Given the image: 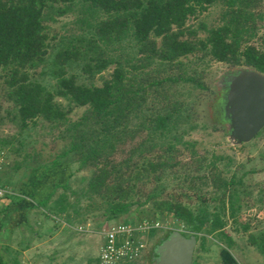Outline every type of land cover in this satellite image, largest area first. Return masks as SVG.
<instances>
[{
  "label": "rangeland",
  "instance_id": "obj_1",
  "mask_svg": "<svg viewBox=\"0 0 264 264\" xmlns=\"http://www.w3.org/2000/svg\"><path fill=\"white\" fill-rule=\"evenodd\" d=\"M253 3L250 11L254 14L255 34L248 38V42L264 49V0ZM78 8L76 6L54 21L44 22L47 61L41 66L26 69L28 79L40 83L48 91L55 89V79L47 73L49 60L58 44L79 33V24L74 22ZM223 8L217 2L212 3L186 18L185 25L193 28L200 23L207 27L217 26L221 23ZM196 35L202 38L205 32L198 28ZM135 52L133 41L125 38L111 46L108 54L128 68L125 61L132 62L134 56H138ZM178 61L180 63L170 65L154 61L139 71L160 77L177 73L195 74L203 87L191 82L165 83L161 87L171 101L184 104L182 113L186 117H182L175 129L163 136L148 134L140 128L133 138L127 135L123 143L117 144L115 153L110 156L113 161H121L128 157L132 146L142 140L144 151L141 156L150 160L166 159L174 165L158 170L157 177L149 172L142 178L130 179L128 183L133 184V190L127 197L130 205L115 219L106 218L107 199L88 189L96 165H81L73 153L59 156L68 142L64 139L66 124L76 120L85 107L54 96L53 101L67 110L64 122L56 124L36 117L25 129H19L16 120H11L16 108L4 97L3 70H0V140L9 139L3 151L0 150V188L14 196V199L0 198V222L5 224L0 240L10 248L9 256L15 254L20 264H96L106 223L131 224V220L144 218L153 224L154 231L148 235L149 230L146 229L147 233L142 234L145 245L140 258L132 261L134 264H157L163 241L174 232L185 237L195 236L191 264L234 263L233 258L234 262L228 259L231 245L225 246L224 236L234 239L237 247L232 252L237 260L253 264L254 259L260 256L262 260L258 264H264V256L257 253L248 239L249 234L256 236L264 230V127L249 141L234 143L228 139V120L224 110V78L244 69V66H230L210 59L202 52L182 56ZM112 68L113 64H110L94 78H86L79 70L80 63H74L66 66V73L75 74L78 83L100 85ZM157 99L160 103L153 106L156 109L164 103L159 96ZM148 106L150 109L146 111L152 110ZM138 121L133 117L128 128ZM193 124L196 126L189 128ZM169 144L174 147L166 152L164 149ZM55 158L58 163L51 165ZM128 162L132 166L126 170L122 168L121 178L124 180L129 177L128 173L138 170L141 158L133 153ZM216 174L225 180L233 176L235 183L224 190L215 187ZM108 182L111 185L116 179L111 178ZM19 197L24 198L23 202H37L47 197L44 204L27 210L26 226L22 225L24 217L19 223L16 221L21 213L13 212L15 203L12 202H18ZM153 200H178L193 211L205 208L209 218L216 212L223 221V227L219 231H208V225H201L198 231L193 230V224L156 211ZM229 202H233L232 210L227 207ZM5 205L8 208L2 210ZM9 210V217L13 218L10 220L6 217ZM6 220L10 223H5ZM14 223L21 225L11 226ZM243 224L247 225L245 231L241 229ZM13 227L15 232L10 231ZM6 228H10L9 233H6ZM24 229L29 234L27 237L23 235ZM26 243L29 245L24 246Z\"/></svg>",
  "mask_w": 264,
  "mask_h": 264
},
{
  "label": "trees",
  "instance_id": "obj_2",
  "mask_svg": "<svg viewBox=\"0 0 264 264\" xmlns=\"http://www.w3.org/2000/svg\"><path fill=\"white\" fill-rule=\"evenodd\" d=\"M254 1L0 0V70H3L4 97L16 108L11 120H16L19 129H25L36 117L56 124L64 122L67 110L53 101L54 96L84 106L81 115L66 124L64 139L68 142L59 156L73 153L81 165H96L88 189L107 199L106 218L115 219L126 212L130 205L127 200L133 190V184L128 183L130 179L142 178L149 172L157 177L158 170L174 165L166 159L150 160L141 156L144 151L142 140L132 146L128 157L113 161L110 156L115 153L116 145L123 143L127 135L133 138L140 128L148 134L163 136L175 129L182 117H186L182 113L184 104L171 101L169 95L161 89L163 84L191 82L197 87H203L202 81L195 74L177 73L160 77L139 70L154 61L168 65L180 63L178 58L202 52L215 61L230 66H246L264 74V49L248 42V38L255 34L254 14L250 11ZM216 2L224 7L219 25L207 27L200 23L194 28L185 25L186 18ZM76 6L79 8L74 22L79 24V33L58 44L49 60L47 73L55 79V89L51 92L40 83L29 80L26 69L41 66L47 61L44 22L54 21ZM198 28L205 32L204 37H197ZM125 38L133 41L138 55L134 56L132 62L125 61L128 68L108 54L111 46ZM74 63H80L79 70L86 78H94L110 64H113V68L100 85H93L78 83L75 74L66 73V66ZM158 96L164 103L156 109L153 106L160 103ZM148 105L152 110L146 111L150 109ZM133 117L139 121L129 129L128 123ZM194 126L190 125L189 128ZM7 143L9 139L0 140L1 151ZM173 147L169 144L164 150L168 152ZM133 153L141 158V162L138 170L136 168L133 173L129 171V177L124 180L121 178L122 168L126 170L132 166L128 161ZM56 163L58 160L55 158L51 165ZM134 166H137V162ZM111 178L116 179V182L109 185ZM216 179L213 181L214 186L222 190L235 183L233 176L225 180L216 174ZM3 196L14 199L9 192ZM46 198L36 204H44ZM16 201L23 202L24 198L19 197ZM152 205L158 212L171 214L181 222L193 224L192 228L196 231L201 225H208V231H219L223 227L218 214L215 212L209 218L205 208L193 211L178 200H153ZM227 207L232 210L233 202H229ZM143 220H131V224H140ZM4 226L1 222L0 229H3L0 235L5 232ZM241 229L245 231L247 225L243 224ZM153 231L154 227L149 228L148 235ZM224 238L227 247L232 240L228 236ZM248 239L258 252L264 254V231L256 236L249 234ZM9 250L0 240V264H20L15 254H7Z\"/></svg>",
  "mask_w": 264,
  "mask_h": 264
},
{
  "label": "water",
  "instance_id": "obj_3",
  "mask_svg": "<svg viewBox=\"0 0 264 264\" xmlns=\"http://www.w3.org/2000/svg\"><path fill=\"white\" fill-rule=\"evenodd\" d=\"M225 77L228 139L249 141L264 127V74L244 66ZM195 236L172 233L162 243L157 264H191Z\"/></svg>",
  "mask_w": 264,
  "mask_h": 264
},
{
  "label": "built area",
  "instance_id": "obj_4",
  "mask_svg": "<svg viewBox=\"0 0 264 264\" xmlns=\"http://www.w3.org/2000/svg\"><path fill=\"white\" fill-rule=\"evenodd\" d=\"M2 152L0 151V158ZM6 191L0 188V198ZM143 220L140 224H124L122 222L106 223L102 229L103 242L98 248L96 264H118L136 261L140 258L145 245L142 234L147 233L148 226Z\"/></svg>",
  "mask_w": 264,
  "mask_h": 264
},
{
  "label": "crops",
  "instance_id": "obj_5",
  "mask_svg": "<svg viewBox=\"0 0 264 264\" xmlns=\"http://www.w3.org/2000/svg\"><path fill=\"white\" fill-rule=\"evenodd\" d=\"M7 203H10V202H7ZM12 203H15L14 204V211L13 212H15V211H18V212H20L21 214L20 215H18L17 217H16V221L19 223L20 221H22L21 219V217H24V219H23V221L22 222H24V223H22V225H24V226H26L27 225V223L26 222H28V221H26L25 222V213L27 212V210H29V208H34L35 206H37V204H36V202H12ZM33 203V204H32ZM35 203V204H34ZM6 208H8V205H5V207L4 208H2V210H5ZM10 214H11V211L9 210L8 211V213H7V215H6V217L8 216V219L10 220V219H13V218H10L9 216H10ZM4 216V218H5V215H3ZM3 216H1V217H3ZM7 221V223H10V221H8V220H6ZM2 222V221H1ZM0 222V223H1ZM18 225H21V224H17V223H14V224H12L11 226H18ZM11 226H10V228H11ZM9 228V229H10ZM9 229L7 228V231H8V233H9ZM14 230V231H13ZM11 232H15L16 230L14 229V227L10 230ZM264 230H262V231H260L259 233H261V232H263ZM258 233V234H259ZM257 234V235H258ZM23 235H26L25 237H27L29 234H28V232H27V230H23ZM253 235V234H252ZM228 237H230V239L232 240V242H231V250H230V245L229 246H227V247H229V251H230V255H229V257H228V259L231 261V262H234L233 260H232V258L235 260V262L234 263H230V264H242V262H245V263H247L245 260L244 261H241L240 259H236V257H235V255H234V253L232 252V250L233 249H236V247L237 246H235L234 245V239L231 237V236H228ZM226 243V242H225ZM29 244H24V246H28ZM227 245V244H226ZM225 245V246H226ZM254 248V247H253ZM228 249V248H227ZM256 250V249H255ZM257 253H258V251H257ZM261 255H263L264 256V254L263 253H260ZM96 259H97V256H96ZM262 260V258L260 257V256H257L256 257V259H254V262H253V264H258V261L259 260ZM96 261V260H95ZM225 263H228V262H225ZM225 263H220V264H225ZM248 264V263H247Z\"/></svg>",
  "mask_w": 264,
  "mask_h": 264
}]
</instances>
